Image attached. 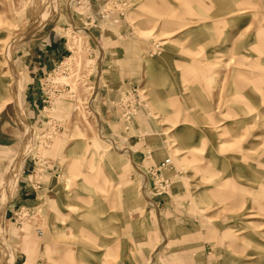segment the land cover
<instances>
[{"label": "rangeland", "instance_id": "obj_1", "mask_svg": "<svg viewBox=\"0 0 264 264\" xmlns=\"http://www.w3.org/2000/svg\"><path fill=\"white\" fill-rule=\"evenodd\" d=\"M0 264H264V0H0Z\"/></svg>", "mask_w": 264, "mask_h": 264}, {"label": "bare ground", "instance_id": "obj_2", "mask_svg": "<svg viewBox=\"0 0 264 264\" xmlns=\"http://www.w3.org/2000/svg\"><path fill=\"white\" fill-rule=\"evenodd\" d=\"M245 12L248 13L249 10H246ZM184 30H185V29H184ZM169 38H171V37H169ZM169 38L166 39V40H170ZM164 44H166V43H164ZM25 140H26V139H25ZM21 156H22V155H21ZM21 156H20V157H21ZM20 157H19V158H20ZM17 168H18V167H17ZM17 168H16V169H17ZM12 185H13V179H12V178L7 179L6 182H5V187H6V193H5V195H8V194H9Z\"/></svg>", "mask_w": 264, "mask_h": 264}, {"label": "crops", "instance_id": "obj_3", "mask_svg": "<svg viewBox=\"0 0 264 264\" xmlns=\"http://www.w3.org/2000/svg\"><path fill=\"white\" fill-rule=\"evenodd\" d=\"M156 28V27H155ZM176 33H173V34H171V35H175ZM174 41V40H173ZM175 42V41H174Z\"/></svg>", "mask_w": 264, "mask_h": 264}]
</instances>
